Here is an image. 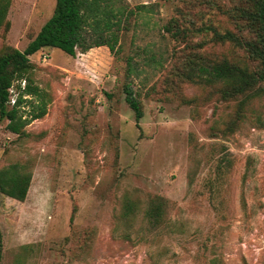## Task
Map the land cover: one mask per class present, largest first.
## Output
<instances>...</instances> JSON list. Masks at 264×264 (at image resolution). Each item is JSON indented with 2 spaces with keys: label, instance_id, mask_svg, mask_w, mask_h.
I'll return each instance as SVG.
<instances>
[{
  "label": "rangeland",
  "instance_id": "1",
  "mask_svg": "<svg viewBox=\"0 0 264 264\" xmlns=\"http://www.w3.org/2000/svg\"><path fill=\"white\" fill-rule=\"evenodd\" d=\"M189 1L126 0L143 10L121 33L117 56L102 46L74 57L54 48L30 57L47 112L25 126L27 137L0 121V170L30 175L22 199L8 195L4 182L0 264H264V98L223 136L212 126L222 128L231 105L182 104L153 88L199 41L174 40L164 28L180 13L191 17L197 7ZM54 7L55 0H10L0 46L23 50ZM127 57L137 69L138 122L123 92ZM181 90L200 94L190 85ZM17 94L12 87L10 100ZM19 109L29 119L28 100ZM225 159L230 170L225 162L218 172ZM157 198L165 200L169 228L154 230L143 219ZM126 201L135 206L130 218Z\"/></svg>",
  "mask_w": 264,
  "mask_h": 264
},
{
  "label": "trees",
  "instance_id": "2",
  "mask_svg": "<svg viewBox=\"0 0 264 264\" xmlns=\"http://www.w3.org/2000/svg\"><path fill=\"white\" fill-rule=\"evenodd\" d=\"M9 1L0 0L1 37L9 30L6 19ZM189 5L197 7L191 17L180 13L181 19L171 18L164 28L174 40H185L190 36L199 38V41L182 51L166 69L164 79L153 88H163L182 104L195 106L202 100H215L231 105V111L221 121L222 128L212 126V130L226 136L239 128L248 107L264 98V0H190ZM142 10L143 5L130 9L126 0H55L52 16L29 38L23 50L1 44L0 121L7 120V130L17 137H27L29 133L24 131L25 126L31 120L43 118L47 112L44 94L33 83L32 55L45 48H54L74 57L77 52L85 53L104 46L117 56L121 51V33L127 30L129 20ZM214 19L218 23L215 24ZM197 21L199 25H196ZM216 48L225 50L220 52ZM132 62V57H127L125 78L128 82L124 83L123 92L125 102L138 122L142 109L138 94L131 87V78L137 71ZM23 81L21 89L19 84ZM184 84L200 91V94L190 98L182 96ZM12 87L18 94L15 104L10 107L9 89ZM25 96L30 100L24 99ZM27 100L31 109L29 119H22L23 112L19 107ZM220 161L216 165L218 172L225 162L230 170L232 164L229 160ZM15 169L10 166L0 170V206L2 192H6V180L12 187L8 195L22 199L27 191L30 175H18L19 171ZM123 209L125 218L134 216L132 203L126 201ZM143 219L154 230L169 228L165 200L157 198L151 201Z\"/></svg>",
  "mask_w": 264,
  "mask_h": 264
},
{
  "label": "built area",
  "instance_id": "3",
  "mask_svg": "<svg viewBox=\"0 0 264 264\" xmlns=\"http://www.w3.org/2000/svg\"><path fill=\"white\" fill-rule=\"evenodd\" d=\"M21 84H22V88H23L24 82H21ZM9 92H12V88L9 89ZM10 103L13 106L15 104V100H10Z\"/></svg>",
  "mask_w": 264,
  "mask_h": 264
}]
</instances>
